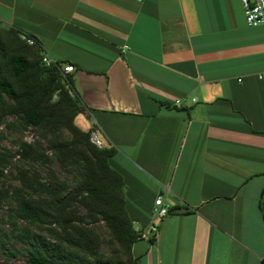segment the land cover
<instances>
[{
    "label": "crops",
    "instance_id": "crops-1",
    "mask_svg": "<svg viewBox=\"0 0 264 264\" xmlns=\"http://www.w3.org/2000/svg\"><path fill=\"white\" fill-rule=\"evenodd\" d=\"M9 27L76 67L134 224L170 203L136 264H264V24L241 0H0Z\"/></svg>",
    "mask_w": 264,
    "mask_h": 264
},
{
    "label": "trees",
    "instance_id": "trees-1",
    "mask_svg": "<svg viewBox=\"0 0 264 264\" xmlns=\"http://www.w3.org/2000/svg\"><path fill=\"white\" fill-rule=\"evenodd\" d=\"M21 35L14 27L0 29V127L12 116L10 130L33 128L36 139L19 142L17 151L0 145V209L13 204L12 228L0 241V252L10 257L23 252L24 264H136L132 246L141 238L123 176L110 164L117 150L92 141L93 129L77 122L87 108L72 76L60 64L45 65L39 45L27 44ZM55 161L78 178L75 188L51 168ZM39 166L47 168L46 176ZM101 223L111 233L108 244L119 246L109 255L101 252ZM10 241L21 247L6 248Z\"/></svg>",
    "mask_w": 264,
    "mask_h": 264
},
{
    "label": "rangeland",
    "instance_id": "rangeland-1",
    "mask_svg": "<svg viewBox=\"0 0 264 264\" xmlns=\"http://www.w3.org/2000/svg\"><path fill=\"white\" fill-rule=\"evenodd\" d=\"M15 117H8L6 118L5 122L1 125L0 127V132L1 134L4 135L3 139H0V145L2 147L11 149L13 151H17L18 149V143L21 141H29L33 142L36 139V133L33 128L29 129H23V128H17L15 130H10L7 127V123L10 121H14ZM77 122L86 130H89V124L87 121H85V118L83 116H79L77 119ZM98 135L101 137V134L98 132ZM51 154V153H50ZM14 163L19 164L20 162L17 161V159L14 161ZM14 168V167H13ZM11 168V170L13 169ZM42 174L44 176L47 175V168L44 166L38 167ZM51 168L55 171V173L63 180L66 181L70 186L71 189L75 188L77 186V180L78 178L75 176V174H68L65 172V170L62 169L60 164L55 161ZM10 170V168H9ZM9 170L6 171V173L9 175ZM10 181V175L8 178ZM0 180V184H1ZM9 183V182H8ZM14 184H19L18 181H14ZM12 203L5 204L1 209H0V241L2 238H4L5 233H7L11 228V224L9 223L8 219V213L12 207ZM20 223H23L22 221H19ZM98 230L105 240V244L102 246L101 252L104 253L105 255H109L114 247H118L116 242H112V244H108L111 240V233L109 229L101 223L100 226H98ZM21 247L20 243H16L14 241H10L7 243L6 248H10L12 250L19 249ZM120 252V251H119ZM26 262V257L24 256L23 252L18 253L15 256H8L4 254L3 252H0V264H24Z\"/></svg>",
    "mask_w": 264,
    "mask_h": 264
},
{
    "label": "built area",
    "instance_id": "built-area-1",
    "mask_svg": "<svg viewBox=\"0 0 264 264\" xmlns=\"http://www.w3.org/2000/svg\"><path fill=\"white\" fill-rule=\"evenodd\" d=\"M241 2L245 10L246 20L249 26H258L264 24V0H241ZM21 38L29 45L38 44L37 40L28 34L21 35ZM42 61L47 66L59 64L50 54L44 51H42ZM60 68L64 73H71L76 70V67L71 64H60ZM176 104L180 106V101H177ZM91 139L98 146L102 145L101 139L94 130L92 132ZM170 207V203L165 200L163 195L158 196L155 201L154 213L156 221L154 224L147 229L143 228L138 223L134 224L135 231L138 233L139 238L149 239L152 235L157 234L159 230L158 224L169 215Z\"/></svg>",
    "mask_w": 264,
    "mask_h": 264
}]
</instances>
